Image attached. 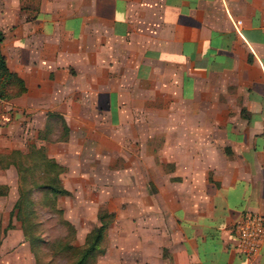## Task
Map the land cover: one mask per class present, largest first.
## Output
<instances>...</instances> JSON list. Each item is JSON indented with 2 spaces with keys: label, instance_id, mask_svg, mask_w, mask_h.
Instances as JSON below:
<instances>
[{
  "label": "crops",
  "instance_id": "obj_1",
  "mask_svg": "<svg viewBox=\"0 0 264 264\" xmlns=\"http://www.w3.org/2000/svg\"><path fill=\"white\" fill-rule=\"evenodd\" d=\"M263 22L264 0H0L26 86L3 141L116 212L112 264H264L233 228L264 213Z\"/></svg>",
  "mask_w": 264,
  "mask_h": 264
},
{
  "label": "rangeland",
  "instance_id": "obj_2",
  "mask_svg": "<svg viewBox=\"0 0 264 264\" xmlns=\"http://www.w3.org/2000/svg\"><path fill=\"white\" fill-rule=\"evenodd\" d=\"M0 135V264H36L33 252H37L41 260L50 261L51 264H68L71 261V254L65 253L64 249L56 252V247L59 248L60 244L67 246L83 244L85 235L99 223L98 214L102 211L112 212L113 216L101 243L104 251L97 256L95 255L93 259L95 264L114 263V258H117L116 241L120 236L117 233V226H113L116 221V212L109 210L107 206L98 205L95 210L96 217L90 218L93 216H89V214H95L90 210L92 203H86L88 198L87 200L75 201L73 192L68 190L64 184L66 182L64 179L66 166L56 159L65 167L60 174V182L69 193L57 195L53 199L44 191L38 188L33 189L34 214L32 221L34 224L29 229V233L35 236L34 244L25 238L21 223L23 216L17 213L15 209L10 216V211L18 197L19 185V174L12 162L16 153L12 151L19 150L27 153L37 146H35L36 143L30 144L26 152L19 148L9 149V145L5 143V140L3 141L2 133ZM43 147L50 156L46 147ZM31 161L30 157L24 159V163L28 165L31 164ZM76 193L85 194L84 198L88 195V191L83 190ZM52 202L55 203L52 204ZM110 226L113 229H110ZM107 248L109 252L106 254ZM162 253L163 257L168 256L167 247H163Z\"/></svg>",
  "mask_w": 264,
  "mask_h": 264
},
{
  "label": "trees",
  "instance_id": "obj_3",
  "mask_svg": "<svg viewBox=\"0 0 264 264\" xmlns=\"http://www.w3.org/2000/svg\"><path fill=\"white\" fill-rule=\"evenodd\" d=\"M2 39L3 33L0 31V96L9 100L23 93L26 86L23 79L9 69L6 57L1 50ZM12 152L16 153L12 162L19 174V185L18 197L10 211V216H12L14 209L23 216L21 223L24 236L31 244H34L35 236L29 233V229L34 224L32 221L34 214L32 191L34 188H38L53 199L57 195L68 194L69 191L60 182V174L65 167L58 163L55 158L49 156L43 146L32 148L27 153L19 150ZM29 157L32 160L30 165L24 163V159ZM112 216V212H100L98 214L99 223L85 235L83 244L76 246L60 244V247H56L55 251L60 252V249H64L65 253L71 254V261L68 264H95L94 256L104 251L101 243ZM33 254L36 264H51L50 261L41 260L37 252H33Z\"/></svg>",
  "mask_w": 264,
  "mask_h": 264
},
{
  "label": "built area",
  "instance_id": "obj_4",
  "mask_svg": "<svg viewBox=\"0 0 264 264\" xmlns=\"http://www.w3.org/2000/svg\"><path fill=\"white\" fill-rule=\"evenodd\" d=\"M241 20H236L239 27ZM264 30V22L262 23ZM8 107V99L0 96V122ZM236 234V247L240 252L255 254L264 240V213L252 212L239 217L233 225Z\"/></svg>",
  "mask_w": 264,
  "mask_h": 264
}]
</instances>
